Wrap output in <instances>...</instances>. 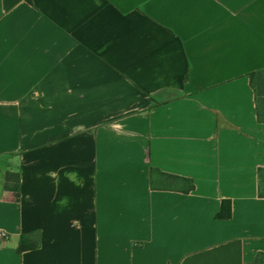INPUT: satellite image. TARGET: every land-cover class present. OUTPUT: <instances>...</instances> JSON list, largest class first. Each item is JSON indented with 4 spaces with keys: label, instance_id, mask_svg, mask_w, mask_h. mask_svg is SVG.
Masks as SVG:
<instances>
[{
    "label": "crops",
    "instance_id": "0c3cea01",
    "mask_svg": "<svg viewBox=\"0 0 264 264\" xmlns=\"http://www.w3.org/2000/svg\"><path fill=\"white\" fill-rule=\"evenodd\" d=\"M262 69L264 0H0V264H255Z\"/></svg>",
    "mask_w": 264,
    "mask_h": 264
},
{
    "label": "trees",
    "instance_id": "16d2710c",
    "mask_svg": "<svg viewBox=\"0 0 264 264\" xmlns=\"http://www.w3.org/2000/svg\"><path fill=\"white\" fill-rule=\"evenodd\" d=\"M249 84L254 93L255 114L258 124L264 125V69L248 74ZM157 175L163 189H170L182 193H188L194 189L192 180L173 176L158 171H152L151 176ZM258 197L264 198V169L257 171ZM4 190L12 195L14 202L19 200V176L18 173L6 172L4 174ZM230 216V204L223 201L220 213L216 215L218 219H227ZM34 244L32 247H36ZM27 247L22 239L17 248L18 252H22ZM255 264H264V257L257 255L254 260Z\"/></svg>",
    "mask_w": 264,
    "mask_h": 264
},
{
    "label": "built area",
    "instance_id": "2783aa9c",
    "mask_svg": "<svg viewBox=\"0 0 264 264\" xmlns=\"http://www.w3.org/2000/svg\"><path fill=\"white\" fill-rule=\"evenodd\" d=\"M7 235L5 233H0V239L4 240L6 239Z\"/></svg>",
    "mask_w": 264,
    "mask_h": 264
}]
</instances>
